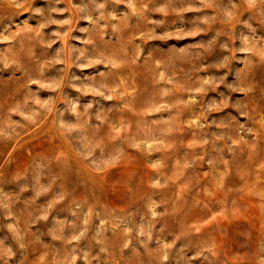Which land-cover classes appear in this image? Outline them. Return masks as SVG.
Returning a JSON list of instances; mask_svg holds the SVG:
<instances>
[{"label":"rangeland","instance_id":"374dc122","mask_svg":"<svg viewBox=\"0 0 264 264\" xmlns=\"http://www.w3.org/2000/svg\"><path fill=\"white\" fill-rule=\"evenodd\" d=\"M0 264H264V0H0Z\"/></svg>","mask_w":264,"mask_h":264}]
</instances>
